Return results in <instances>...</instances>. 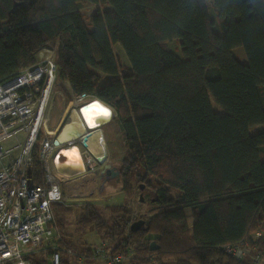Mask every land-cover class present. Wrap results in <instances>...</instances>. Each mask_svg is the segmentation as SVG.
I'll return each mask as SVG.
<instances>
[{
    "label": "trees",
    "instance_id": "16d2710c",
    "mask_svg": "<svg viewBox=\"0 0 264 264\" xmlns=\"http://www.w3.org/2000/svg\"><path fill=\"white\" fill-rule=\"evenodd\" d=\"M85 4L95 7L88 16ZM175 39L178 53L166 47ZM44 47L55 50L72 94L112 109L124 140L119 181L128 200L109 207L107 220L86 205L82 227L111 253L131 249L129 264H243L218 247L257 232L264 250V131L249 133L264 124V0H0V81ZM41 175L36 163V182ZM140 184L162 210L134 217L149 229L130 232ZM65 209H54L62 232ZM50 255L42 248L27 259L50 264Z\"/></svg>",
    "mask_w": 264,
    "mask_h": 264
},
{
    "label": "built area",
    "instance_id": "2783aa9c",
    "mask_svg": "<svg viewBox=\"0 0 264 264\" xmlns=\"http://www.w3.org/2000/svg\"><path fill=\"white\" fill-rule=\"evenodd\" d=\"M35 57L31 65L0 81V264H30L27 257L42 248L51 252L50 264H62L63 256L83 260L86 256L67 243L56 221L54 206L64 204V185L82 175L97 173L109 161L104 134L99 142L105 147L101 157L93 154L87 140L95 131L102 130L112 116L94 129L86 125V108L98 100L86 94H72L71 99H66L59 88L69 85L58 78L53 48L44 47ZM56 101L60 115L54 128H50ZM98 102L111 111L108 105ZM73 115L84 126L83 133L60 140ZM75 147L81 154L83 171L72 178L57 174L54 161L63 150ZM36 163L42 171L39 182L35 180ZM259 237H263L261 232L238 244L218 248L237 262L249 258L250 264H259L262 253L254 245ZM130 251L125 248L111 253L106 242L100 241L89 256L103 264H123Z\"/></svg>",
    "mask_w": 264,
    "mask_h": 264
},
{
    "label": "rangeland",
    "instance_id": "374dc122",
    "mask_svg": "<svg viewBox=\"0 0 264 264\" xmlns=\"http://www.w3.org/2000/svg\"><path fill=\"white\" fill-rule=\"evenodd\" d=\"M99 8L108 9L107 6L99 7ZM94 9L95 7L89 6V4H85L82 6L81 11L85 16H88L90 15L91 11ZM207 10H209L210 13L214 10L211 2H207ZM166 47L168 50L172 52H175V53L180 52L179 39H175L173 41L166 43ZM112 49L115 52L121 64L123 66H128L129 64H128L127 57L124 51L121 49V47L118 44H113ZM233 55L240 63L242 64L246 63V58L241 48L234 49ZM101 83L103 84L104 82L102 81ZM59 90L63 92L66 99L72 98V93L70 92L68 87L63 85L59 88ZM263 94H264V91H263ZM211 104L215 112L223 113V110H221L212 100H211ZM59 112H60V105H59V102L56 101L54 105V109H53L54 116H52L51 122L48 124L50 128H54V126L56 125L57 119L60 115ZM106 128H109L108 129L109 131L108 142H107V145L109 147L108 151L111 150V156H110L109 162L112 165H115L119 168L120 164L122 163L121 162L122 156L125 153L124 140H123L121 131L118 128V125L115 121H112V123L110 122L107 126L103 127V130ZM263 131H264V124H256L250 127L249 129L250 134H256V133H260ZM93 154H97V153L93 152ZM86 177H88V180H87L88 185H84L83 182L80 181L75 186H72L73 184L69 185L71 187L63 186L62 201L64 204H56V207L54 206L55 207L54 209H56L57 207L66 208L63 211V214L61 215V219H62L63 225L66 226L67 231L69 235L71 236H77L86 230L91 231L93 229L92 227H82L81 224L78 223L79 216L83 213L86 205L95 206L100 213L101 219L107 220L108 217L106 214H108L107 209L109 207L126 204L128 200L127 196L122 190L120 181L118 182L116 179H110L105 182L104 180H100L94 174H89ZM102 178L105 179V177H102ZM140 185H143V184H140ZM99 188H101V191ZM134 192L135 193L131 197L130 204H129V207L133 208L134 213H133V217L131 218V220L128 221L127 223L128 225L133 220V218L137 217L139 214H143V213L155 214L162 210V207L160 205L155 204L152 201V198H153L151 196L152 194L149 191H147L145 187L142 190L135 188ZM140 195L143 197L142 201L139 198ZM185 213H186V217H187L189 224H191L193 220L191 217L190 209L188 208L185 209ZM87 231L84 232V238H88ZM129 257L130 255H127L124 259V262H127ZM164 264H172V263L165 262Z\"/></svg>",
    "mask_w": 264,
    "mask_h": 264
},
{
    "label": "bare ground",
    "instance_id": "6f19581e",
    "mask_svg": "<svg viewBox=\"0 0 264 264\" xmlns=\"http://www.w3.org/2000/svg\"><path fill=\"white\" fill-rule=\"evenodd\" d=\"M86 109V125H89L92 129L96 128L98 125L104 122H107L112 116V112L110 111V109H108V107L98 101H94ZM102 110H106L108 115H104ZM83 131L84 126L78 121L76 115H73L72 121H69L67 123L59 139L62 140L63 138L65 139L71 134H79L83 133ZM102 135V130H98L95 131V133L90 136V138L87 140L88 146L90 147V149H92L94 153H97L96 155H100L101 153H103L104 155L105 152V147L99 143ZM58 158H60L63 164H68L69 166L73 167L77 172H82L84 169L81 154L77 147L72 149L70 148L68 150H63V152L60 153Z\"/></svg>",
    "mask_w": 264,
    "mask_h": 264
},
{
    "label": "crops",
    "instance_id": "0c3cea01",
    "mask_svg": "<svg viewBox=\"0 0 264 264\" xmlns=\"http://www.w3.org/2000/svg\"><path fill=\"white\" fill-rule=\"evenodd\" d=\"M70 90V89H69ZM111 112H112V118L114 116V112L112 111L111 109ZM112 123V119L110 121ZM109 122V123H110ZM108 123V124H109ZM108 124L104 125L103 127L107 126ZM103 127H102V131H103V134L106 136V139H108V134H109V131L108 129L109 128H106L103 130ZM108 146V145H107ZM109 147H106V154L107 156L109 157L110 159V156H111V150L108 151ZM109 162V161H108ZM107 162V163H108ZM110 163V162H109ZM111 164V163H110ZM112 165V164H111ZM103 167L102 166L99 171L97 173H95L94 175L96 177H98L100 180H106L104 178H102L103 176L101 175V171L103 170ZM87 175H82L80 177H77L75 178V180L71 181V183L69 184H66L64 186H69L70 184H73L72 186H75L78 182L82 181L84 185H88L87 183V180H88V177H86ZM101 176V177H100ZM110 179V178H107V180ZM94 180V179H93ZM106 182V181H105ZM71 187V186H69ZM63 189V188H62ZM100 191H101V188H99ZM103 189V188H102ZM63 191V190H62ZM185 212V211H184ZM186 214V213H185ZM188 222V220H187ZM188 225L191 226L192 225V222L191 224H189L188 222ZM90 227V226H89ZM85 229V228H84ZM87 231V230H86ZM84 231V232H86ZM63 232L64 234H66V241L67 243L78 253L82 254V255H85L86 257L81 260V261H78L75 257H67V256H63L62 257V263L64 264H103L102 260L100 259H97V258H93V257H90V253H91V249L96 246L100 241H105V240H102L99 236L98 233H96L95 230H91V231H87V236L88 238H84V232H82L81 234L77 235V236H71L69 235L68 231H67V228L66 226L64 225V228H63ZM107 243V246H108V250L109 251H112V248L110 246V243L108 241H105ZM90 250V252L88 254L87 251ZM261 259H260V262L259 264H264V250L261 251ZM50 260V259H49ZM127 260V259H126ZM123 264H129L128 261L127 262H124ZM173 264V263H172ZM243 264H250V259L249 258H246L244 261H243Z\"/></svg>",
    "mask_w": 264,
    "mask_h": 264
},
{
    "label": "water",
    "instance_id": "95a60500",
    "mask_svg": "<svg viewBox=\"0 0 264 264\" xmlns=\"http://www.w3.org/2000/svg\"><path fill=\"white\" fill-rule=\"evenodd\" d=\"M54 171L57 174L64 175L67 177H74L78 173L73 167L69 166L68 164H63V162L60 160V158H56V160L53 163ZM103 170L101 171V175L110 178V179H116L119 182L120 179V171L119 168L115 165H111L109 162L103 165ZM144 189V186H140V190ZM140 200H143V197L140 195ZM140 229H149V221L144 219H138L131 223L129 226L130 232H137ZM158 249V246H155V243L152 242L150 245V251H154Z\"/></svg>",
    "mask_w": 264,
    "mask_h": 264
},
{
    "label": "flooded vegetation",
    "instance_id": "af4514ba",
    "mask_svg": "<svg viewBox=\"0 0 264 264\" xmlns=\"http://www.w3.org/2000/svg\"><path fill=\"white\" fill-rule=\"evenodd\" d=\"M104 142H105V145H106V147H108V146H107L108 139H106V136H105V135H104ZM103 177H104V176H103ZM105 179H106L105 181H108V180H110V179H108V180H107V178H106V177H105Z\"/></svg>",
    "mask_w": 264,
    "mask_h": 264
},
{
    "label": "snow or ice",
    "instance_id": "6c2138e0",
    "mask_svg": "<svg viewBox=\"0 0 264 264\" xmlns=\"http://www.w3.org/2000/svg\"><path fill=\"white\" fill-rule=\"evenodd\" d=\"M102 112H103L104 115H108L106 110H102Z\"/></svg>",
    "mask_w": 264,
    "mask_h": 264
}]
</instances>
